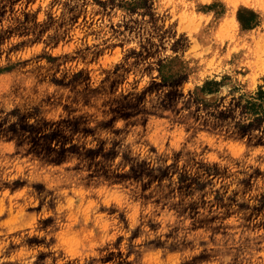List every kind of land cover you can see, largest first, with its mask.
Segmentation results:
<instances>
[{"label": "rangeland", "instance_id": "374dc122", "mask_svg": "<svg viewBox=\"0 0 264 264\" xmlns=\"http://www.w3.org/2000/svg\"><path fill=\"white\" fill-rule=\"evenodd\" d=\"M261 91L264 0H0V264H264Z\"/></svg>", "mask_w": 264, "mask_h": 264}, {"label": "trees", "instance_id": "16d2710c", "mask_svg": "<svg viewBox=\"0 0 264 264\" xmlns=\"http://www.w3.org/2000/svg\"><path fill=\"white\" fill-rule=\"evenodd\" d=\"M241 20H242V19H241ZM263 94H264L263 91L259 92V98H263V97H264Z\"/></svg>", "mask_w": 264, "mask_h": 264}]
</instances>
